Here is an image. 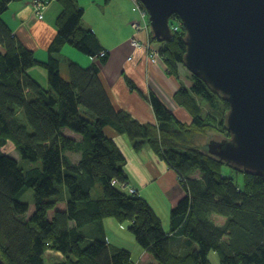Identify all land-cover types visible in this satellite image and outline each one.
<instances>
[{
	"label": "trees",
	"instance_id": "trees-1",
	"mask_svg": "<svg viewBox=\"0 0 264 264\" xmlns=\"http://www.w3.org/2000/svg\"><path fill=\"white\" fill-rule=\"evenodd\" d=\"M13 1L0 0V42L6 48L0 50L2 259L7 264H48L45 254L53 249L65 258L55 264H135L130 250L107 240L104 220L116 218L130 222V232L153 256V264H211V251L218 253L221 264H264V177L234 168L193 146L195 131L153 91L149 101L156 124H144L116 108L99 65L107 62L109 53L99 56L104 49L96 32L83 25L85 10L79 0H60V26L45 63L1 19ZM180 20L175 15L170 21ZM185 37V30L174 33L162 48L174 75L184 63ZM65 45L94 59L93 63L66 61L65 77L62 62L54 56ZM36 65L47 69L48 86L29 74ZM217 97L195 75L190 88L175 95L190 113L192 126L202 129L208 118L210 123L217 119L213 115V110L221 108ZM201 100L211 105L208 117L202 115ZM225 104L229 110V103ZM223 117L218 122L222 129ZM66 129L82 140L68 135ZM114 134H126L137 150L149 142L180 176L186 195L171 212L172 234L165 231L146 199L124 189L129 186L126 156ZM9 143L21 160L41 165L22 167L4 150ZM69 152L79 154L80 160L74 163ZM225 166L232 170L230 177L223 175ZM238 175L244 177L243 185ZM96 188L98 196H93ZM28 189L34 193L32 215L29 203L21 201ZM177 235L196 247L174 254L170 244Z\"/></svg>",
	"mask_w": 264,
	"mask_h": 264
},
{
	"label": "crops",
	"instance_id": "crops-1",
	"mask_svg": "<svg viewBox=\"0 0 264 264\" xmlns=\"http://www.w3.org/2000/svg\"><path fill=\"white\" fill-rule=\"evenodd\" d=\"M35 1L15 0L11 2L9 8L1 15V19L9 27L11 34L26 47L33 49L38 61L45 63L50 58L49 45L59 30V16L63 5L60 0H42L47 5L43 12L44 16L41 18L37 14ZM79 4L85 10L83 25L96 32L101 46L109 53L107 62L100 66L103 79L109 85L115 107L126 110L144 124H156L157 119L149 101V96L153 91L180 120L190 122L191 115L175 99L176 93L182 89L183 85L177 78L168 74L162 57H157L155 61L152 60L150 52L158 50L161 46L153 43L151 39L153 48H155L151 49L148 30L144 28L140 12L134 10V1L79 0ZM88 14L91 20L87 18ZM134 21L141 22L143 28L136 31L132 24ZM133 37L145 43V46L135 47L132 44ZM0 50L6 51L1 42ZM54 56L62 62L61 70L65 77L67 76L66 61L72 60L83 65L93 63L89 56L70 45H65L61 52ZM29 74L42 85L48 86L47 72L39 66L30 68ZM130 81L132 83H129ZM65 132L82 140L81 135L69 129ZM112 136L126 156L125 169L129 175V187L138 190V195L151 204L162 220L165 231L172 234L171 212L186 195L179 182L178 173L167 164L160 153L151 148L148 142L137 150L126 134ZM75 157L76 160L71 159L74 163L78 162L81 156L76 154ZM111 220L107 218L104 221L108 240L110 236H113L116 242L109 240L112 245L115 244L117 247L131 251L130 246L118 240L120 236L114 235L111 229L115 226L121 230L122 224L115 225ZM132 241L131 237L130 242ZM133 242L137 244L136 239ZM170 246L172 252L177 255H183L196 247L195 244L189 245L186 238L180 236L172 238ZM140 248L139 257L145 260L141 262L153 264L155 262L153 256L142 247Z\"/></svg>",
	"mask_w": 264,
	"mask_h": 264
},
{
	"label": "water",
	"instance_id": "water-1",
	"mask_svg": "<svg viewBox=\"0 0 264 264\" xmlns=\"http://www.w3.org/2000/svg\"><path fill=\"white\" fill-rule=\"evenodd\" d=\"M151 30L172 37L170 20L186 28L184 65L229 102L231 138L209 143L210 155L264 177V0H140ZM0 264H7L0 256Z\"/></svg>",
	"mask_w": 264,
	"mask_h": 264
},
{
	"label": "rangeland",
	"instance_id": "rangeland-1",
	"mask_svg": "<svg viewBox=\"0 0 264 264\" xmlns=\"http://www.w3.org/2000/svg\"><path fill=\"white\" fill-rule=\"evenodd\" d=\"M133 1H134V5H135V0H133ZM34 4H40L39 0H36L34 2ZM141 7L145 11V15H142V13L139 11L141 16H142L141 21L144 24V28H146L148 30V33H149V36H150V42H151V39H153V43H156L158 46H161L158 50L150 52L152 60L155 61L157 59V57H159V58L162 57L163 58V56H162V48H163L165 42H162V41H159L158 39H156V37L154 36V33L151 30V22L149 20V14L147 12V9L144 7L143 4H141ZM135 9H136V6H134V10ZM87 18L89 20H91V17L89 16V14L87 15ZM134 22H137V21H134ZM138 23L142 24L141 22H138ZM170 23H171V21H170ZM132 24H133V22H132ZM171 26H173V33L172 34H174V33L175 34H181L183 32V30H185V32L187 34L186 28L184 27L182 20L172 22ZM133 28L136 31H138L134 26H133ZM133 38H135V40L139 43L138 46H136V45H134L132 43L135 47L140 48V47H144L145 46V43H142L136 37H133ZM151 49H155V48H153L152 42H151ZM149 50L150 49L148 48V51ZM101 53L102 52L99 53V56H104ZM162 60L164 61L163 65L166 66L168 74L171 75V76H174L175 78H177L180 81V83L183 85L182 88H187V87L192 85L193 74L191 73L190 70L187 69V67L184 64L179 66L178 70L176 71V74L174 75L173 71L167 65V63L165 62L164 58ZM92 61H94V60L92 59ZM96 62L100 63V60H96ZM99 65H101V64H99ZM36 66H39L44 71L48 72L47 69L44 66H42V65H36ZM46 78H47V75H46ZM217 94H218L217 100L219 101V104H220L221 108H220L219 111L218 110L217 111L213 110V115L217 118L216 120L213 119V121L210 123V118H208V120H209L208 124L203 129L202 128H198L196 126H192V123H190V122L185 124L189 128L192 127V129L195 131V136H194L195 140H194L193 146L199 148L204 153H208V144L214 138L217 139V140L218 139H220V140L224 139L225 137L226 138H231V133H229V131L227 130V124H226V115L229 112V110H226V104H225L226 103V99H224L223 95H221L220 93H217ZM222 99H224L225 102ZM201 103H202V108H203L202 115L204 117H208V114H209L208 111L211 110V105L207 101H204V100H201ZM229 109H230V107H229ZM215 112H218L219 114H217ZM224 113H225V118L223 117ZM222 117L224 118V122H225V128H223V129L219 126L220 124L218 123L219 119H221ZM225 129H226V131H225ZM148 144H150V143L148 142ZM4 150L6 152H8L11 156H13L14 158L19 160L22 167H26L27 168V167H30V166H40L41 165L40 162L32 163V162H30L28 160H21L20 154L16 151V149L14 148V146L11 143L6 145L4 147ZM68 155L70 156V158L72 160H76L77 159L75 157V155H76L75 153L69 152ZM232 167H234V166H232ZM223 175L224 176H228V177H230L232 175V170L229 168V166H225V168L223 169ZM237 180L240 183V185H243V182H244V177L243 176H239L238 175V179ZM98 185H100V184H98ZM97 192H98L97 188L94 189L93 196H98ZM21 201L29 203V205H30L29 215H32L34 213V210H35L33 190L32 189H28L22 195ZM29 215H26L25 218L28 219L30 217ZM111 219H112L111 220L112 223H115V225L122 224L121 225L122 226L121 230H118L115 226H112L111 229H112L114 235L118 234L120 236L118 238V240H120L121 242H124L125 244H128L130 246V248L132 249L131 251L133 253V260H134L135 264H145L143 262L145 260L141 259V257H139V253H140L139 248L141 246L137 242H136L137 244H133L135 236L129 230L130 222H128V221L120 222L116 218H111ZM106 237H107V233H106ZM131 237L133 239L132 243L130 242ZM107 240H108V237H107ZM109 240L112 241L113 243L116 242V239L113 236H110ZM113 245L117 246L115 244H113ZM140 256H141V254H140ZM45 259H46V262L48 264H55L59 260L61 261V260H64L65 258H64L63 254L61 252L53 250V249H48L46 251V254H45ZM209 259L211 261V264H221L219 255H218V253L216 251H211L209 253ZM141 260H143V261L141 262Z\"/></svg>",
	"mask_w": 264,
	"mask_h": 264
},
{
	"label": "built area",
	"instance_id": "built-area-1",
	"mask_svg": "<svg viewBox=\"0 0 264 264\" xmlns=\"http://www.w3.org/2000/svg\"><path fill=\"white\" fill-rule=\"evenodd\" d=\"M141 2H140V0H135V6H136V9L135 10H138V11H140L141 13H142V15H145V11L143 10V8L141 7ZM44 7V5L43 4H38V8H43ZM133 26L136 28V29H138V30H140L141 28H143V26L140 24V23H138V22H133ZM171 31H172V33H173V26H171ZM132 43L134 44V45H136V46H138L139 45V43L135 40V38H133L132 39ZM105 53L106 52H103L102 51V55H105ZM156 59V58H155ZM154 59V60H155ZM131 192H135V190L134 189H131Z\"/></svg>",
	"mask_w": 264,
	"mask_h": 264
},
{
	"label": "bare ground",
	"instance_id": "bare-ground-1",
	"mask_svg": "<svg viewBox=\"0 0 264 264\" xmlns=\"http://www.w3.org/2000/svg\"><path fill=\"white\" fill-rule=\"evenodd\" d=\"M39 2L41 3V4H43L44 5V7L43 8H38V4H34L35 5V8H36V11H37V14L39 15V17H41V18H43V12H44V10H45V8H46V5H47V3L45 2V1H42V0H39ZM14 36V35H13ZM103 52H108L107 50H102ZM37 80V79H36ZM191 122V121H190ZM209 146V145H208ZM179 182H180V184L182 183L181 182V179H180V176H179ZM182 185V184H181ZM183 186V185H182ZM124 189L130 194V195H138V190H136L135 188H133V187H126V186H124ZM131 189H134L135 190V192L133 193V192H131Z\"/></svg>",
	"mask_w": 264,
	"mask_h": 264
},
{
	"label": "flooded vegetation",
	"instance_id": "flooded-vegetation-1",
	"mask_svg": "<svg viewBox=\"0 0 264 264\" xmlns=\"http://www.w3.org/2000/svg\"><path fill=\"white\" fill-rule=\"evenodd\" d=\"M224 139H228V138H224ZM224 139H221V140L218 139V140H217V139L214 138V140H215L216 142H222ZM211 141H213V140H211ZM211 141H210V142H211ZM210 142H209V143H210ZM208 145H209V144H208ZM209 150H210V145L208 146V153H209Z\"/></svg>",
	"mask_w": 264,
	"mask_h": 264
}]
</instances>
